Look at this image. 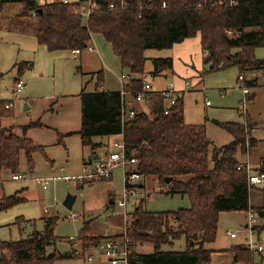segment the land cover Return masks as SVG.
Wrapping results in <instances>:
<instances>
[{"label":"trees","instance_id":"trees-1","mask_svg":"<svg viewBox=\"0 0 264 264\" xmlns=\"http://www.w3.org/2000/svg\"><path fill=\"white\" fill-rule=\"evenodd\" d=\"M110 1L98 0V8L83 19L75 13L73 3L60 0L45 4L36 0H0V12L6 3L21 4L18 15L7 18L0 27L31 29L37 42L50 51L83 50L92 34L101 35L110 44L120 67L126 70L130 79L124 88L131 93L142 90L148 74L166 77L172 71L170 56L150 58L152 68L147 71V49H170L197 34L202 50L207 52L203 61L208 71L232 65H239L242 71L264 67V59L255 56V48L264 47V0H131L125 8L114 10L107 7ZM17 67L21 70L23 65ZM96 74L102 82V72ZM246 84L258 85L255 80H247ZM79 97L77 133L82 145L95 149L103 146L94 140L96 137L121 134L125 157L137 161L131 168L133 172L143 181L150 176L156 178L161 192L186 195L190 202L187 208L152 212L144 208V199H140L127 228L131 251L128 264H211L213 250L206 245L215 240L221 211L251 209L264 217V205L251 206L249 202L250 190L259 187L249 183L245 169L237 168L241 164L238 154L247 153L258 143L249 136L258 123L248 114L244 115L243 123L216 121L232 135V141L216 146L207 137L204 124L184 121L180 97L167 113L157 101L151 110L152 117L135 110L133 116L123 118L120 91L86 92L82 88ZM5 103L3 110H11ZM64 136L59 135L60 141ZM35 151L43 149L25 134L18 136L0 128V175L19 173L21 154L32 169ZM260 159V170L264 171V152ZM139 188H145V184L142 182ZM23 190L2 194L0 211L23 202ZM106 205L111 206L108 202ZM15 220L22 231V221L26 219L17 216ZM43 221L42 230L34 229L18 240L0 239V264H54L59 258L77 256L73 252L46 251L47 246L59 240L54 234L57 216L45 217ZM89 224L85 220L77 235L82 247L107 237L89 235ZM181 236L185 238V250H161ZM142 243L151 244L153 250H134L135 244ZM229 251L231 264H256L254 252L243 243L231 246Z\"/></svg>","mask_w":264,"mask_h":264},{"label":"rangeland","instance_id":"rangeland-1","mask_svg":"<svg viewBox=\"0 0 264 264\" xmlns=\"http://www.w3.org/2000/svg\"><path fill=\"white\" fill-rule=\"evenodd\" d=\"M36 1L45 4L53 0ZM20 7V3L4 4L0 12V25L7 21V18L18 15ZM91 38L90 44L96 51L89 52L84 49L81 54L74 56L72 51L65 49L47 50L37 42L31 29L20 31L0 27V128L6 133L12 132L18 136L25 134L35 145H40L43 149L32 153V169L27 166L24 154H21L19 173L24 175L23 179L13 180L11 174L6 172L0 175L1 195H11L23 188L21 196L25 198L23 202L0 211V239L18 240L34 229L42 230L45 217L57 216L54 234L59 240L54 245L47 246L46 251L56 250L58 253H65L74 247L73 253L78 257L59 258L54 264H110L104 257L87 261L86 256L91 253L99 254V249L97 246H91L93 250L89 248L90 246L78 248L77 244L81 243L77 235L85 220L90 221V233L104 235L105 232L115 238L120 236L119 231H122L125 223V218L121 215L105 218L104 210L110 195L117 199L123 192L122 166H115L110 177L107 178L70 179L72 176L83 175L91 170L92 165L91 162L88 163V156L90 154L102 156L107 153V145L114 140L111 138L108 141L105 138L103 143L99 142L103 146L92 149L81 144L77 133L80 127L81 89L91 92L117 87V76L122 72L119 60L112 52L110 44L97 33L92 34ZM170 52L171 48L147 49L146 70L150 71L152 68L150 58L169 56ZM255 56L264 59L263 46L255 48ZM17 64L23 65L21 70L18 69ZM207 69V66L203 70L193 69L196 72L181 77L189 83L187 91L180 98L184 121L204 124L207 137L218 146L232 141V135L221 128L216 121L243 123L244 112L247 110L248 115L260 119L262 125L261 130L254 134L258 139L257 145L247 153L248 163L257 166L261 161L259 157L264 152V67L255 69L260 72L261 77L258 86H247L249 96L255 93L254 98L247 101L245 100L247 96L237 85V79L238 75L242 74L245 79L250 80L251 70L242 71L239 65L215 71ZM100 71L103 74L102 82H99L96 74ZM147 76L148 80L154 82V86H162L167 78L159 75L152 77L150 74ZM168 76H171V72ZM17 78L25 84L13 95L14 81ZM8 100H12V106L11 110L6 111L3 110V101ZM2 112L5 114H1ZM147 113L153 116L152 111ZM36 122L40 124L31 125ZM26 126L27 128H24ZM60 134H65L62 141L59 138ZM85 165L86 171L83 169ZM35 178L47 179L46 188L42 187V183L34 182ZM143 183L145 188L140 189L139 194L135 196L133 209L131 207L128 209L131 214H127V222L134 207L142 198L144 208L152 212L172 211L190 206L186 195H166L161 192L154 177L144 178ZM68 194L75 196L71 209L63 205ZM249 202L251 206L264 205L263 186L250 190ZM17 216L26 219L22 221V231L15 222ZM248 218V210L219 213L215 240L206 245L207 248L215 250L211 264L231 263L232 254L229 249L233 245L245 242V226L248 224ZM108 221L117 226L113 231L104 229ZM174 227L175 225H171V228ZM254 228V240L261 242L264 247V217L257 216ZM230 233H236V238L230 237ZM71 236L76 238L69 240ZM185 247V238L181 236L173 243L163 245L161 250L183 251ZM133 248L137 252L153 250L152 245L146 243L135 244ZM254 258L256 264H264V250L254 253Z\"/></svg>","mask_w":264,"mask_h":264},{"label":"built area","instance_id":"built-area-1","mask_svg":"<svg viewBox=\"0 0 264 264\" xmlns=\"http://www.w3.org/2000/svg\"><path fill=\"white\" fill-rule=\"evenodd\" d=\"M65 4H74V11L83 19L88 18L97 8H98V0H77L75 2L70 0H60ZM131 0H112L107 4L109 9H122L125 8ZM232 1H230L231 3ZM162 6H165V3H162ZM140 8V6H139ZM34 14V13H33ZM87 50H94L93 45L88 44L86 46ZM82 50L76 48L72 50V54L74 56H78ZM203 54L206 55L207 52L203 51ZM118 79L122 83V88L120 90V95L122 96V107H121V117L124 116H133L135 110L126 104L125 96L128 94L133 95L134 99L137 101L142 100L143 93L145 91H149L152 89L149 82H144L143 88L141 91L136 93H131L129 90L124 88V84L130 79L129 76L125 72H121L118 75ZM245 80V77L240 74L237 79V85L242 88L244 94L249 92L247 85L242 84V81ZM23 81L20 78H17L14 81V89L12 90V94H15V91H18L22 85ZM187 84V83H186ZM161 95L163 99L167 101V103L163 106L164 113H167L169 109L175 104L177 99L180 96V92L175 90L174 83L171 79H169L166 83V87L162 89ZM4 106L6 108H10L12 106V100H8ZM137 161L134 158L127 159L124 155V142L122 139V135L119 134L116 139L111 142V148L107 151V153L101 157L95 167L91 170L86 171L87 166L85 165L83 169L86 171L83 175L72 176L70 179H80V178H88V179H100L109 177L112 169L120 165L123 168V183L124 189L120 197L115 199L113 202V206L109 211L111 217H115L121 215L125 218V223L122 227V231H119L120 236L115 238L110 233L106 238H103L99 243H97V247L99 249V254L97 255H87V260L92 261L97 257H104L109 261L110 264H128V255L131 252L129 248L130 237L127 234V228L129 226L130 219L127 222V214L129 213L128 209L132 205L134 198L137 194H139V186L138 181L141 178L136 172H133L131 168ZM238 169H245L247 171L248 181L251 184H260L264 181V171L254 172L249 167V163L239 164L237 166ZM24 175L21 173H16L11 175V179L20 180L23 179ZM68 179V177L66 178ZM34 182L42 183V187L46 188V184L48 180H42V178H35ZM248 224L245 226L246 238L243 243L245 247H247L252 252H262L264 250L263 244L259 241L254 240V226L257 223V215L250 209ZM127 222V223H126ZM117 226L113 224L111 221L105 225V229L107 231H113ZM231 237L236 236V233H230ZM74 238V236L72 237Z\"/></svg>","mask_w":264,"mask_h":264},{"label":"crops","instance_id":"crops-1","mask_svg":"<svg viewBox=\"0 0 264 264\" xmlns=\"http://www.w3.org/2000/svg\"><path fill=\"white\" fill-rule=\"evenodd\" d=\"M93 48H94V46H93ZM85 50H87V49H85ZM88 51L89 52H93V51H96V49L94 48V50H92V51L88 50ZM81 52L79 54H81ZM169 56L172 58V71H171V76H167V78L165 77L166 78L165 79V83H163L162 86H154V82L147 79L146 82H149L150 83L152 89L149 90V91H145L143 93V98L140 101L135 100L134 97H133V95H131V94L126 95L125 96V100H126V104L128 106L132 107L136 111H142V112H145V113L150 112L152 110V108H154V105H155V103L157 101H159V103L164 106L167 103V101L165 99H163L160 91L166 87V83H167V81L169 79H171L173 81L175 90H178L180 92V96L179 97L181 98L184 95V93L187 91V88H188V85H189V83H188L187 80H184V79L181 78L182 75H187V74L190 75L193 72H196V71H193V69H202L203 70L205 68V66H207L204 63V61H203L205 55L203 54V50H202V47H201V44H200V37H199L198 34L195 35V36H193V37L185 38L183 41L174 44L171 47V52H170ZM121 71L124 72L126 70L121 69ZM251 71L252 72H250V74H251L250 80H255L257 82V84H258L259 83L258 81H259V79L261 77L260 72L259 71H255V70H251ZM102 79H103V74H102ZM117 80H118V86L117 87L112 86V88H107V89L104 88V90L105 91H120L121 88H122V83L118 79V76H117ZM247 80H249V79H245L244 81H242V84L243 83L246 84V81ZM244 95L247 96V97H245L246 98L245 100L247 101V98H252L253 99L254 96H255V93H251L250 96H249V92H248L247 94H244ZM248 100H250V99H248ZM206 103H208V101H206ZM244 114H249V112H247V110H245ZM250 117H251V119L253 121H255L256 123H258V125H256L251 130V132L249 134V136H251L252 138H255L254 137L255 132L260 131L261 130L260 126H262V125L260 124V119L254 118V117H252V115H250ZM185 122L188 123L189 121H186L185 120ZM117 136L118 135L110 136V137H105V136H103V137H97V139H94V140L96 142H102L103 143L104 142L103 140H105V138H106V140L110 141L109 139H111V138L112 139L113 138L116 139ZM255 139H257V138H255ZM108 141L106 142L107 144H108ZM218 146H220V145H218ZM107 147H108V150H109L111 148V144L109 143L107 145ZM247 153H245V155ZM105 154L106 153H104L102 156H97L96 154H92V155L90 154L88 156L89 157L88 163L91 162L90 164L92 165V168L91 169H93L95 167V164L97 163V161L101 157H103ZM242 155H244V154H240V153L238 154V156H237L238 157V160L241 162V164H246L248 162V159H249V154H247L245 157L242 156ZM260 163H261V161L257 163V166H254L253 164H251V165L249 164V167L254 172H259V171H261L260 170V167H262L260 165ZM66 178L67 177H65V179ZM142 182H143V180H142ZM254 185L255 186H258V187L259 186H263L264 187V181L262 183H260V184H254ZM0 189H1V187H0ZM0 196H1V194H0ZM115 199H116L115 196L110 195V197L108 198V201L107 202L110 203L111 206H108V209H106L107 206L105 207V205H104V210H105V213H106L105 218L106 217L108 219L111 218V216L109 214V211L112 208L113 202L115 201ZM130 207L133 209V203H132V205ZM104 229H105V227H104ZM88 231H89L88 232L89 235H92L93 234V236H98V235H94L96 233H90V227L88 228ZM100 235H102V234H100ZM107 235H108V233L105 234V232H104V235H102V236H107ZM236 236H237V234H236ZM236 236H234L232 238H236ZM72 237L73 236L69 237L68 239L69 240H73V239L76 238V237H74V238H72ZM99 242H94L93 245L90 244L88 246H90L89 248H91V246H97V243H99ZM77 245H79L78 248L82 249V245L81 244H77ZM71 247H73V246H71ZM74 250L75 249L73 247L71 249V251H69V252H73ZM214 251L215 250H213V253L211 255V260H212V256L214 254ZM65 253H68V252H65ZM216 253H219V252H216ZM61 254H63V253H61ZM92 254L94 255V253H91V254H88V255H92ZM77 257H78V255H77ZM86 260H87V256H86ZM231 262H232V260H231Z\"/></svg>","mask_w":264,"mask_h":264},{"label":"water","instance_id":"water-1","mask_svg":"<svg viewBox=\"0 0 264 264\" xmlns=\"http://www.w3.org/2000/svg\"><path fill=\"white\" fill-rule=\"evenodd\" d=\"M169 180H170L169 178L166 179L167 182H168ZM141 184H142V178L139 179V181H138V186H140ZM74 200H75V196H74V195H70V194H68V195L65 197L64 201H63V205H64L67 209H71Z\"/></svg>","mask_w":264,"mask_h":264}]
</instances>
